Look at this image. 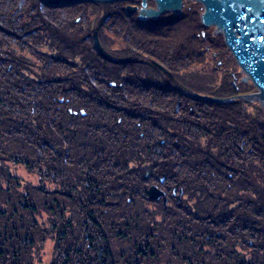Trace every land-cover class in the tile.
Listing matches in <instances>:
<instances>
[{
  "label": "trees",
  "instance_id": "obj_1",
  "mask_svg": "<svg viewBox=\"0 0 264 264\" xmlns=\"http://www.w3.org/2000/svg\"><path fill=\"white\" fill-rule=\"evenodd\" d=\"M87 4L0 0V264H33L47 242L50 264H128L116 236L141 259L160 245L185 264H264L263 109L197 99L175 78L107 61L88 35L73 41ZM108 15L119 24V10ZM123 24L131 44L153 40L165 66L189 56L173 32L165 42ZM7 163L38 182L18 190ZM152 184L165 203L149 198Z\"/></svg>",
  "mask_w": 264,
  "mask_h": 264
},
{
  "label": "rangeland",
  "instance_id": "obj_2",
  "mask_svg": "<svg viewBox=\"0 0 264 264\" xmlns=\"http://www.w3.org/2000/svg\"><path fill=\"white\" fill-rule=\"evenodd\" d=\"M147 1L149 6L153 5L152 0ZM119 2L121 1L89 2L90 4H87L86 7L87 18H84L83 21L78 24V31L80 32L77 34L75 31L69 32V35L73 38L72 40L79 42L82 37H86L87 35L92 39L93 29L98 25L99 32L97 37L100 38V44L106 52L117 57L126 56L138 58L137 56H133L136 55V50L132 48L131 42L127 40V37H129L127 36L128 27L120 23L113 25L112 21L106 18L109 16L108 14L112 13L114 10H119ZM104 10L105 14L103 13ZM202 11L203 7L198 1L183 0L179 14L168 11L159 16L162 20H167V18L171 16L172 22H170L171 24L168 27L167 25L164 26V24L156 26L154 31L163 34L166 30L171 33L173 32L176 36L173 39L176 43H182L185 52L189 56L184 57L185 61L179 69L170 66L164 67L160 61L156 62L161 64L172 74L171 76L166 75L175 78L173 84H176L190 94L199 93L213 96H231L255 92L256 88L250 81H241L243 73L225 46L222 35L215 32L214 26H204L201 23L200 14ZM73 18L75 17H72V19ZM65 36H67V33H65ZM91 46L92 44L89 43L88 48H92ZM11 48L19 52L17 45L11 44ZM46 48L45 45L42 46V50H46ZM78 52H80L79 47L76 49V53ZM26 55L28 56V54ZM80 56L81 55L78 54L75 57V61L78 63L80 62ZM120 64L121 63H119V65ZM33 68V72L38 74L39 63H33ZM140 70L144 72L146 79H149L148 76H152L149 70L143 67ZM125 71L127 73V70ZM231 80L234 82L235 88L231 86ZM154 81L157 83L164 82L157 78L154 79ZM242 106L248 113H255L257 107L261 110L263 109L256 101H244ZM7 166L11 175L16 176L14 184L19 183L17 184L19 187L18 190L22 188L19 185L22 186L30 182L37 183L40 178L36 175L35 170H28L21 164L7 163ZM46 185L50 188L55 186V184L49 182H46ZM6 186L8 185L5 184L4 187ZM0 199H2V196H0ZM147 206L151 205L147 204ZM73 213V211L70 212V214ZM45 218L46 216H43L42 220ZM39 221H41V218H39ZM149 246L146 247V254L145 257H143L149 264H160V257L162 255H167L172 264H185L188 259L184 255L178 254V251H172L169 247L159 245L156 248L153 245ZM112 247L116 254V261L118 258V261L122 259L124 263L128 260V264H139L138 261L142 258L139 256L135 257L136 255L134 254L132 242H122L119 240L118 236L113 237ZM154 252L159 254L158 259L154 257ZM32 255L33 264H50L53 255L52 242H47L44 245H36L33 248ZM164 258L169 261L167 257ZM143 259H141V261H143ZM191 259L194 260L195 258ZM162 264H166V261L163 260Z\"/></svg>",
  "mask_w": 264,
  "mask_h": 264
},
{
  "label": "water",
  "instance_id": "obj_3",
  "mask_svg": "<svg viewBox=\"0 0 264 264\" xmlns=\"http://www.w3.org/2000/svg\"><path fill=\"white\" fill-rule=\"evenodd\" d=\"M114 2L127 0H46L51 5H60L71 2ZM153 6H147V0H141L137 7L127 5L129 13L137 10L140 20L145 18H157L164 12L171 11L179 14L183 0H152ZM198 1L203 11L200 21L204 26H214L216 33H220L223 41L243 76L242 82L250 81L256 88L255 92L235 94L231 96H213L206 94H191L197 99L225 103L234 99L244 101H256L264 111V0H194ZM93 44L97 52L107 61L112 63H123L138 61L134 57H117L106 52L97 37V31L92 34ZM150 63L168 76V72L161 64L151 59ZM233 86L235 85L232 81ZM147 195L153 200L162 198L165 203L167 198L165 192L157 185L147 188Z\"/></svg>",
  "mask_w": 264,
  "mask_h": 264
},
{
  "label": "flooded vegetation",
  "instance_id": "obj_4",
  "mask_svg": "<svg viewBox=\"0 0 264 264\" xmlns=\"http://www.w3.org/2000/svg\"><path fill=\"white\" fill-rule=\"evenodd\" d=\"M152 4L154 5V2L152 1ZM126 5H134L135 7L139 8L141 5V0H127V1H121L119 2V23L123 24V21L126 20H132V24L134 25V27L137 26V29L142 28L145 29V32L147 33L146 35L150 36L151 38L154 37L155 35V27L159 26L161 24H164V26L167 25L170 26V22H172L171 20V16H169L167 18V20H162L159 17L157 18H145L144 20H140L138 18L137 15V11L135 10L132 13H129L126 9ZM152 5V6H153ZM147 6H149L148 1H147ZM182 8V7H181ZM103 13L105 14V10L103 11ZM100 24V23H98ZM141 25V26H140ZM97 31V35L99 32V26L97 25L94 29L93 32ZM168 30H166L165 33H167ZM164 33V34H165ZM170 34L167 33L164 35V41L167 42L166 40L169 39ZM100 39V38H98ZM100 42V41H99ZM101 43V42H100ZM132 48H135L136 50V55L133 56H137L139 59L136 62H123L120 65H124L126 63H135L139 66H143L144 69L149 70L153 75H154V79H161L162 81H164L163 83H170L171 80L174 79V77H168L164 72H161L160 70L156 69L151 63L150 60L153 59L152 55L154 54V48H155V43H153L152 41H148L147 44H143L141 42H138L137 44H132ZM216 56V55H214ZM126 57V56H125ZM124 58V57H123ZM220 62V61H219ZM160 63H162L160 61ZM163 65V63H162ZM165 67V65H163ZM144 74V73H143ZM231 75V73H230ZM233 77V75H231ZM230 84L233 88H235V85L233 86L232 84V80L230 81Z\"/></svg>",
  "mask_w": 264,
  "mask_h": 264
}]
</instances>
